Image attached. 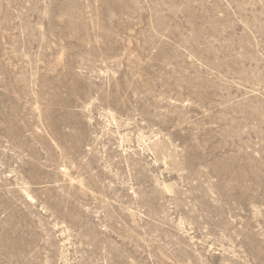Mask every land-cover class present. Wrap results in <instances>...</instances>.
<instances>
[{
    "label": "rangeland",
    "instance_id": "374dc122",
    "mask_svg": "<svg viewBox=\"0 0 264 264\" xmlns=\"http://www.w3.org/2000/svg\"><path fill=\"white\" fill-rule=\"evenodd\" d=\"M0 264H264V0H0Z\"/></svg>",
    "mask_w": 264,
    "mask_h": 264
}]
</instances>
